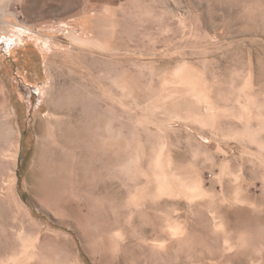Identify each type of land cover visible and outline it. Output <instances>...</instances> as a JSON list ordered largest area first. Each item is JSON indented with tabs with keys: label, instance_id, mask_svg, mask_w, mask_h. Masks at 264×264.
Segmentation results:
<instances>
[{
	"label": "rangeland",
	"instance_id": "obj_1",
	"mask_svg": "<svg viewBox=\"0 0 264 264\" xmlns=\"http://www.w3.org/2000/svg\"><path fill=\"white\" fill-rule=\"evenodd\" d=\"M0 85V264H264V0H0Z\"/></svg>",
	"mask_w": 264,
	"mask_h": 264
},
{
	"label": "bare ground",
	"instance_id": "obj_2",
	"mask_svg": "<svg viewBox=\"0 0 264 264\" xmlns=\"http://www.w3.org/2000/svg\"><path fill=\"white\" fill-rule=\"evenodd\" d=\"M4 90L5 89L3 88V86L0 85V100L2 105L4 106L1 108L0 114L2 115V118L9 123L8 125L10 126V128H12L6 106L7 96ZM64 104L67 103L63 102V104L51 107V111L54 117L52 116L53 118L47 121L50 128L48 134L50 135L51 141L47 149L46 157L42 165H39V161L37 158L31 171L26 175V180L30 181L32 184L33 192L41 198L53 195L65 181V165L63 163V160L66 159L69 149L73 146V143H75V140L78 138L76 137L77 131L75 132L73 128V123L75 122L74 108L70 105ZM40 127L41 124L38 123L37 128ZM17 151L18 145L17 143H14L13 152L11 154L12 161L16 160ZM16 178L17 177L15 176V172L13 171L8 179V187L15 201L17 200V194L15 191ZM27 240H29L28 236L24 237V241ZM64 255L65 256L62 260V264H79L76 260L77 257H75L72 251L69 254Z\"/></svg>",
	"mask_w": 264,
	"mask_h": 264
}]
</instances>
